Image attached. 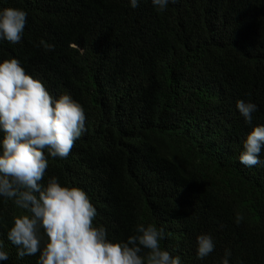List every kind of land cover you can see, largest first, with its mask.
Returning <instances> with one entry per match:
<instances>
[{"label": "trees", "instance_id": "trees-1", "mask_svg": "<svg viewBox=\"0 0 264 264\" xmlns=\"http://www.w3.org/2000/svg\"><path fill=\"white\" fill-rule=\"evenodd\" d=\"M8 7L27 23L19 44L0 42V62L17 59L86 116L68 158L49 157L43 183L55 176L82 189L112 242L152 223L181 264H221L225 250L229 264H264V164L238 159L264 126V0H178L164 10L150 0L135 9L128 0H0ZM238 100L257 105L251 123ZM19 212L0 197V264H37L39 254L19 259L7 240ZM202 234L215 247L198 259Z\"/></svg>", "mask_w": 264, "mask_h": 264}, {"label": "clouds", "instance_id": "clouds-1", "mask_svg": "<svg viewBox=\"0 0 264 264\" xmlns=\"http://www.w3.org/2000/svg\"><path fill=\"white\" fill-rule=\"evenodd\" d=\"M128 2L135 9L143 0ZM150 2L164 10L178 0ZM26 23L25 11L0 9V42L19 44ZM236 108L245 122L251 123L257 105L238 100ZM85 121L83 107L70 95L54 99L17 59L0 62V197L20 210L7 232L17 257L39 254L37 264H181L180 256L162 249V228L141 223L126 241L112 242L107 229L94 223L96 208L82 189L62 186L55 176L43 183L49 157L67 159L87 131ZM262 147L264 126H256L243 141L239 162L245 167L264 164L259 158ZM242 219L237 216L236 223ZM196 240L198 259L214 250L211 236L202 234ZM3 248L0 240V260H7ZM230 255L225 250L221 264H229Z\"/></svg>", "mask_w": 264, "mask_h": 264}]
</instances>
